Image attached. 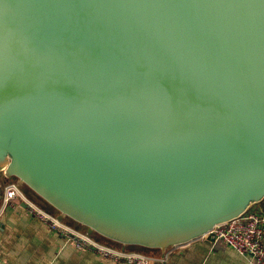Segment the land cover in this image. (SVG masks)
I'll return each instance as SVG.
<instances>
[{"label": "water", "instance_id": "1", "mask_svg": "<svg viewBox=\"0 0 264 264\" xmlns=\"http://www.w3.org/2000/svg\"><path fill=\"white\" fill-rule=\"evenodd\" d=\"M0 170L122 245L264 199V0H0Z\"/></svg>", "mask_w": 264, "mask_h": 264}, {"label": "crops", "instance_id": "2", "mask_svg": "<svg viewBox=\"0 0 264 264\" xmlns=\"http://www.w3.org/2000/svg\"><path fill=\"white\" fill-rule=\"evenodd\" d=\"M5 181V180H4ZM0 182V198L2 186ZM168 264H254L222 242L199 238L172 247ZM164 252L159 250L153 255ZM0 264H124L93 253L78 251L24 206L8 208L0 222Z\"/></svg>", "mask_w": 264, "mask_h": 264}, {"label": "built area", "instance_id": "3", "mask_svg": "<svg viewBox=\"0 0 264 264\" xmlns=\"http://www.w3.org/2000/svg\"><path fill=\"white\" fill-rule=\"evenodd\" d=\"M5 178L6 180L1 183L0 222L8 208L24 206L32 217L43 222L52 232L60 235L68 243H73L78 251L93 253L113 262L124 264L169 263L171 250L156 256L113 247L97 241L38 206L25 195L16 182L6 176ZM202 238L222 242L240 256L251 258L254 264H264V199L259 203L252 204L240 217L215 226Z\"/></svg>", "mask_w": 264, "mask_h": 264}, {"label": "rangeland", "instance_id": "4", "mask_svg": "<svg viewBox=\"0 0 264 264\" xmlns=\"http://www.w3.org/2000/svg\"><path fill=\"white\" fill-rule=\"evenodd\" d=\"M6 180L5 176H4V171L0 170V182ZM12 181L16 182L20 187L21 189L23 190V192L25 193V195L30 198L33 202H35L38 206H40L41 208H43L44 210L50 212L51 214L55 215L56 217H60V214L57 213L56 211L53 212V211H50L49 209H47L46 206H48L46 204L45 201H43L38 195H36L33 191H31L29 188L25 187L24 185H20L19 181L15 178H11ZM65 223L69 224L70 223L68 222L67 218L63 220ZM72 226V225H71ZM79 230V229H78ZM81 231V230H80ZM86 234H88L89 236H91L92 238L96 239L97 241L103 243V244H106L104 243V241L101 240L100 237H98L95 233L93 232H90L89 230H86V231H82ZM108 245V244H107ZM120 248V247H119Z\"/></svg>", "mask_w": 264, "mask_h": 264}, {"label": "trees", "instance_id": "5", "mask_svg": "<svg viewBox=\"0 0 264 264\" xmlns=\"http://www.w3.org/2000/svg\"><path fill=\"white\" fill-rule=\"evenodd\" d=\"M46 204H47V203H46ZM47 205H48V206H46L47 209H49L50 211H53V212L56 211V210H55L53 207H51L49 204H47ZM56 212H57V211H56ZM57 213H58V212H57ZM67 220H68V222L70 223V225H72V226L75 227L76 229H79V230H81V231H86V230H88L87 227H84V226H82L81 224L76 223L75 221H73V220H71V219H68V218H67ZM96 235H97V234H96ZM97 236L100 237L101 240L104 241V243H106V244H108V245H110V246L117 247V248H119V247L122 248V247H123L122 245H120V244H118V243H115V242H113V241H110V240H108V239H106V238H103V237H101V236H99V235H97ZM124 248L127 249V250L139 251V252L148 253V254H153V253L159 251V250H152V249H147V248L137 247V246H127V247H124Z\"/></svg>", "mask_w": 264, "mask_h": 264}]
</instances>
